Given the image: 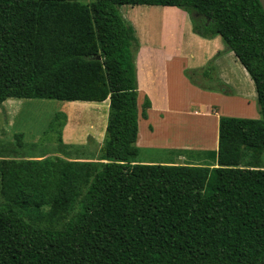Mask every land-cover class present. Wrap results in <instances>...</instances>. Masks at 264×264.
<instances>
[{
  "label": "trees",
  "instance_id": "1",
  "mask_svg": "<svg viewBox=\"0 0 264 264\" xmlns=\"http://www.w3.org/2000/svg\"><path fill=\"white\" fill-rule=\"evenodd\" d=\"M119 6L175 8L195 36L220 37L254 83L260 119L220 117L217 151L198 154L202 165L137 163L138 45ZM220 56L186 76L229 95ZM12 99L109 105L99 162L0 157V264L264 263L258 0H0V106ZM149 108L146 99L142 119ZM65 122L55 113L45 134L66 149ZM22 139L13 136L19 149Z\"/></svg>",
  "mask_w": 264,
  "mask_h": 264
},
{
  "label": "crops",
  "instance_id": "2",
  "mask_svg": "<svg viewBox=\"0 0 264 264\" xmlns=\"http://www.w3.org/2000/svg\"><path fill=\"white\" fill-rule=\"evenodd\" d=\"M139 9L175 10V8L137 6L131 7V17L138 16V14L143 12L142 10L139 11ZM176 11L182 14L184 18L186 26L185 33L187 36L186 43L188 44L179 45L178 41H176L175 44L171 45V42L168 41L161 45H147L144 48L139 44L138 47L135 58L138 86V135L136 147L139 151L140 149L152 148L170 150L172 152H183L187 153V155L192 153L197 155L207 152H216L218 147V123L220 117L257 119V112L255 110V86L247 72L239 65L240 63L235 56L232 53L225 52L220 37H216L212 40H205L195 36L191 33V24L187 14L178 9H176ZM218 53H221V56L216 59L214 65L217 70L218 79L230 90L229 95L197 88L191 85L185 75L187 72L204 69L208 62ZM146 99L150 103V108L147 109V118L144 120L141 118V111L142 105ZM16 101L25 100H7L0 107L5 108L7 104H9V108L13 107L10 103L16 104L18 103ZM175 101L180 103L174 104ZM28 103L31 102L28 101ZM249 103H253L251 113L242 114V108L251 110ZM66 104L85 106L92 103ZM107 104L109 105L108 100ZM108 105L105 109L107 113ZM235 108H237V110H235ZM53 111L52 113H54ZM3 112H5V110ZM181 115L187 116L186 118L193 120L196 125L187 129L183 126H177L176 129L173 128L170 123L173 122L175 117ZM153 119H156L159 124L163 125L161 131H168V133L165 132L164 138L162 135L163 145L157 143L158 140H160V135L158 129L152 126ZM106 123L107 121L103 123L101 132L102 139H99L101 140L100 143L104 140ZM142 124L146 126L147 129L146 134L143 132V134H145L144 136L141 134L143 130ZM186 133H190L192 137L189 140L193 141H179L181 140L180 137ZM91 134L93 136L97 134V131L95 133L91 132ZM86 140L81 139L76 142H66L64 140V144L78 146L84 144ZM187 155L184 156L187 157ZM190 158H186L185 160L181 158L183 164L136 162L147 165L176 166L203 164L200 160L193 162L192 158Z\"/></svg>",
  "mask_w": 264,
  "mask_h": 264
},
{
  "label": "rangeland",
  "instance_id": "3",
  "mask_svg": "<svg viewBox=\"0 0 264 264\" xmlns=\"http://www.w3.org/2000/svg\"><path fill=\"white\" fill-rule=\"evenodd\" d=\"M72 1L84 6L92 3V0ZM141 10L143 12L138 14V16L131 17V6L117 7L119 15L132 28L138 47L139 44L144 48L147 45H161L168 41L171 42V45L175 44L176 41H178L179 45L188 44L186 43L187 36L185 33L186 26L184 18L176 9H139V11ZM187 80L190 82L188 77ZM191 85L193 84L191 83ZM28 101H16L18 102L16 104L10 103L13 105V107L10 108L8 106L9 104H7L5 108L0 107V157H14L17 160L30 159L36 161L43 159H62L69 162H99L102 154L101 144L103 143H100L101 140L99 139H102L101 132L103 123L107 121L108 113L107 110H105L108 105L107 103L103 105L88 104L85 106H73L72 104L56 101L31 100L29 101L31 103H28ZM178 103L180 102H174V104ZM249 105L251 110L242 108V110H245H241L242 114L251 113L253 103H249ZM4 110L5 112H3ZM235 110H237V108H235ZM52 111L54 113H52ZM57 112H61L66 116L65 126L62 129L63 144L65 143L64 140L66 142H76L81 139L86 140L87 138L84 144L78 146L66 144L68 147L65 149L57 143L56 133L48 131L47 134H45L52 115ZM186 117L187 116L183 115L175 117L170 124L175 129L177 126H183L185 129L194 127L196 124L193 120ZM256 118L257 119L250 120H259L260 116L258 113ZM152 121L153 128L158 129L160 135H157L160 138L157 143L163 145L162 135L164 138L165 132L168 133V131H161L163 125L159 124L156 119ZM142 128L141 134L144 136L147 133V129L143 124ZM96 131L97 134L92 136L91 132L95 133ZM143 132L145 134H143ZM14 135L23 136L22 141L24 148H17L13 140ZM191 137L190 133H186L180 137L181 140L179 141H193L189 140ZM12 151L16 153L11 154ZM184 155H187V153L152 148L140 149V151L138 150V156L135 160L137 162H149L154 164H183L181 162L182 159L185 160L191 157L193 162L198 160L202 161V157L198 154L197 156L192 153L187 155V157ZM0 160H2V158H0ZM247 160H250V158H247ZM212 163L213 162L209 161L205 166H209ZM256 163L264 168V153L258 156ZM2 203L3 200L0 197V205Z\"/></svg>",
  "mask_w": 264,
  "mask_h": 264
},
{
  "label": "water",
  "instance_id": "4",
  "mask_svg": "<svg viewBox=\"0 0 264 264\" xmlns=\"http://www.w3.org/2000/svg\"><path fill=\"white\" fill-rule=\"evenodd\" d=\"M258 1H259L260 5H261V8H262L263 12H264V0H258ZM97 60H99V57L97 58Z\"/></svg>",
  "mask_w": 264,
  "mask_h": 264
}]
</instances>
